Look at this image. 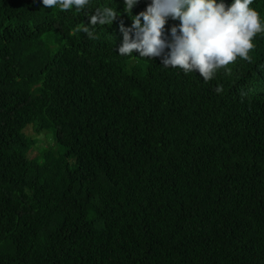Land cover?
Returning a JSON list of instances; mask_svg holds the SVG:
<instances>
[{
	"label": "trees",
	"instance_id": "1",
	"mask_svg": "<svg viewBox=\"0 0 264 264\" xmlns=\"http://www.w3.org/2000/svg\"><path fill=\"white\" fill-rule=\"evenodd\" d=\"M150 3L0 0V264H264V32L206 82L119 55Z\"/></svg>",
	"mask_w": 264,
	"mask_h": 264
},
{
	"label": "clouds",
	"instance_id": "2",
	"mask_svg": "<svg viewBox=\"0 0 264 264\" xmlns=\"http://www.w3.org/2000/svg\"><path fill=\"white\" fill-rule=\"evenodd\" d=\"M253 0H233L226 5L223 0H151L145 11L135 15L131 28L120 25L123 43L119 55H130L138 51L140 57L160 56L165 48L170 52L164 57L165 67H179L185 73L199 72L207 82L220 68L234 63L237 57L250 60L249 52L254 47L253 38L264 32L259 13L250 7ZM46 8L57 5L67 11L75 6L83 9L88 0H42ZM137 0H124L126 12L131 11ZM117 12L110 8L97 10L90 19L92 25L112 23ZM179 18L177 28L171 29V41L164 38L166 18ZM141 17L143 23H141ZM135 30V36L130 35ZM83 32L93 38L88 27ZM217 93L223 91L218 85Z\"/></svg>",
	"mask_w": 264,
	"mask_h": 264
},
{
	"label": "rangeland",
	"instance_id": "3",
	"mask_svg": "<svg viewBox=\"0 0 264 264\" xmlns=\"http://www.w3.org/2000/svg\"><path fill=\"white\" fill-rule=\"evenodd\" d=\"M27 132L29 133V134H32L33 133V130L31 129V128H29V129H27ZM30 136V135H29ZM42 139H44L43 140V142H44V144H48V143H52V138H48V137H42ZM41 144V143H40ZM33 155H35L36 153H37V150H33L32 152H31Z\"/></svg>",
	"mask_w": 264,
	"mask_h": 264
}]
</instances>
